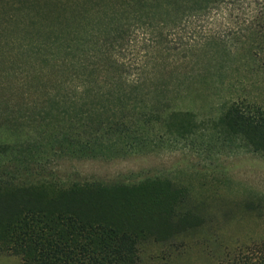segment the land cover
<instances>
[{
	"label": "trees",
	"instance_id": "trees-1",
	"mask_svg": "<svg viewBox=\"0 0 264 264\" xmlns=\"http://www.w3.org/2000/svg\"><path fill=\"white\" fill-rule=\"evenodd\" d=\"M123 1L137 8H21L0 24V254L24 264H141L147 243L171 245L203 224L189 205L191 190L170 178L78 179L62 175L61 162L202 145L264 159V0H210V27L225 31L210 34V47L228 52L206 64L217 77L210 87L239 84L250 96L225 102L211 127L175 106L195 75L177 80L180 92L166 85L159 64L161 76L130 81L115 54L124 48L112 42L125 38L130 20L161 39L209 8H194L196 0L192 8ZM182 40L166 49L180 51ZM235 65L239 83L220 73ZM217 264H264V239L226 248Z\"/></svg>",
	"mask_w": 264,
	"mask_h": 264
},
{
	"label": "rangeland",
	"instance_id": "rangeland-1",
	"mask_svg": "<svg viewBox=\"0 0 264 264\" xmlns=\"http://www.w3.org/2000/svg\"><path fill=\"white\" fill-rule=\"evenodd\" d=\"M58 1L62 6L54 4L52 7L43 1L38 3L33 0H0V24L4 23L9 11L15 13L21 8H105L110 2L118 8H137L123 6V0ZM194 1L180 0L179 6L192 8ZM196 1H199L198 7L194 8H209L208 12L199 13L201 15L197 19L187 24L184 21L176 33L166 37L162 34L160 39L156 35L158 32H148L145 22L140 25V22L130 20L132 29L125 34V38L112 42L125 50L115 51V54L127 64L124 77L130 81L138 77L152 80L157 75L161 76L157 71L159 64L162 65L163 73L171 74L165 77L166 85H169L170 90L180 92L182 90L178 88L177 80L195 75L193 88L181 92L175 106L191 110L200 122L210 123L211 127L225 102L232 97L250 96L249 91L243 92L245 88H239V84L232 91L210 87V80H216L217 77L213 78L210 74V66L204 69L206 64L211 56L223 58L228 53L221 48L210 47V43L215 42L210 41V34L225 31L223 28L210 27V0ZM180 37L183 40L177 39ZM181 40L184 46L180 51L166 49L177 48L176 43ZM187 44L191 46L187 47ZM227 68L220 73L223 72V76L226 74L228 79L233 75L239 83L238 78L242 79L238 71L240 68L237 65ZM253 94L258 95V92ZM202 146L111 162H61L58 165L62 175H72L78 179L111 181L132 174L157 175L188 187L191 190L189 205L203 224L171 245L147 243L142 247L141 264H217L226 248L233 249L264 239V159L243 151L219 152L215 148ZM0 264L24 263L17 257L0 254Z\"/></svg>",
	"mask_w": 264,
	"mask_h": 264
}]
</instances>
